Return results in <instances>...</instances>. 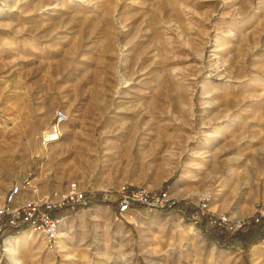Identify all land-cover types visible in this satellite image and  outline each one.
Returning <instances> with one entry per match:
<instances>
[{
	"label": "rangeland",
	"instance_id": "1",
	"mask_svg": "<svg viewBox=\"0 0 264 264\" xmlns=\"http://www.w3.org/2000/svg\"><path fill=\"white\" fill-rule=\"evenodd\" d=\"M57 107V145L14 131ZM26 180L14 205L168 199L120 214L78 201L55 239L3 237L0 264H264V239L221 248L175 208L264 216V0H0V207Z\"/></svg>",
	"mask_w": 264,
	"mask_h": 264
},
{
	"label": "built area",
	"instance_id": "2",
	"mask_svg": "<svg viewBox=\"0 0 264 264\" xmlns=\"http://www.w3.org/2000/svg\"><path fill=\"white\" fill-rule=\"evenodd\" d=\"M69 112L63 107H57L53 114V119L48 129L44 130L41 135V142L47 147L62 138L64 123L69 119ZM31 181H17L13 183L9 191L5 194V203L0 207V224L5 219L11 224L21 222L27 228H32L44 232L49 240L56 238V233L60 226L61 217H55L51 212L55 203L51 201H42L37 199H27L21 205H14L18 201L22 190L31 189ZM75 186V183H72ZM121 198L120 210L124 211L130 207L131 203H143L146 205L163 206L164 201L168 199V193L162 192L158 197L151 196L142 189H133L125 193ZM65 200L79 201L86 203L84 192L71 190L64 194Z\"/></svg>",
	"mask_w": 264,
	"mask_h": 264
},
{
	"label": "trees",
	"instance_id": "3",
	"mask_svg": "<svg viewBox=\"0 0 264 264\" xmlns=\"http://www.w3.org/2000/svg\"><path fill=\"white\" fill-rule=\"evenodd\" d=\"M84 197L86 203H80L78 201L65 200L63 205L54 206L51 212L55 217H62L67 214L66 207L73 204H81L83 207L91 206L96 203L109 204L118 214L121 213L120 204L121 198L113 201L105 198L102 191H85ZM176 205V206H175ZM177 210L184 212L185 220L191 223L198 224L203 231V234L208 239H215L217 245L221 248L231 249L241 247L245 252L248 250L250 244L259 242L264 239V216L257 214L255 217H250L243 220L238 225L229 224L228 221L223 220L216 214L203 213L201 217H194V212L197 211L199 216L202 206H196L187 201H179L175 204ZM143 203H131V208H143ZM158 214H167L166 209H159ZM26 226L21 222L11 224L5 219L0 224V240L9 235L16 234L24 230Z\"/></svg>",
	"mask_w": 264,
	"mask_h": 264
},
{
	"label": "crops",
	"instance_id": "4",
	"mask_svg": "<svg viewBox=\"0 0 264 264\" xmlns=\"http://www.w3.org/2000/svg\"><path fill=\"white\" fill-rule=\"evenodd\" d=\"M52 107V106H51ZM53 113L54 111L52 110V117L50 119V121H48L47 119L44 121H41L40 124H37V125H34V124H30L28 126H25L23 129L22 128H15V132L18 133L20 132L21 134L24 133V134H28V135H33V134H36V135H39L41 137L42 133L44 130L48 129V127L50 126V123L53 119ZM37 137V136H36ZM25 154V153H24ZM24 191H22L23 193ZM21 193V194H22ZM21 196V195H20ZM5 198V197H4ZM20 198V197H19ZM18 198V200H20Z\"/></svg>",
	"mask_w": 264,
	"mask_h": 264
},
{
	"label": "bare ground",
	"instance_id": "5",
	"mask_svg": "<svg viewBox=\"0 0 264 264\" xmlns=\"http://www.w3.org/2000/svg\"><path fill=\"white\" fill-rule=\"evenodd\" d=\"M79 133V132H78ZM62 135H63V133H62ZM61 140V139H60ZM60 140H58V141H56V142H54L53 143V145H57L59 142H60ZM52 145V144H51ZM233 261V258L232 259H230V262H232Z\"/></svg>",
	"mask_w": 264,
	"mask_h": 264
}]
</instances>
